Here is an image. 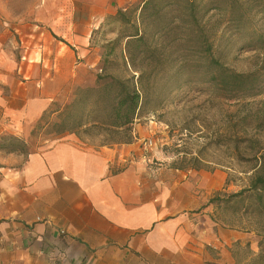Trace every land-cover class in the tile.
Returning <instances> with one entry per match:
<instances>
[{
    "label": "crops",
    "instance_id": "0c3cea01",
    "mask_svg": "<svg viewBox=\"0 0 264 264\" xmlns=\"http://www.w3.org/2000/svg\"><path fill=\"white\" fill-rule=\"evenodd\" d=\"M122 2L33 0L16 19L0 0V144H25L0 150V264H243L236 247L257 249L253 232L213 217L225 173L174 169L157 148L144 160L151 125L113 147L70 134L32 147L41 116L99 70L92 32Z\"/></svg>",
    "mask_w": 264,
    "mask_h": 264
},
{
    "label": "trees",
    "instance_id": "16d2710c",
    "mask_svg": "<svg viewBox=\"0 0 264 264\" xmlns=\"http://www.w3.org/2000/svg\"><path fill=\"white\" fill-rule=\"evenodd\" d=\"M211 12L243 39V48L264 53V0H140L107 19L120 29L102 47L99 72L76 87L64 104L54 103L31 135L70 134L98 148L113 147L132 142L133 125L168 104V90L193 88L227 102L264 95V60L253 72L237 73L214 56L210 37L220 26L209 28ZM117 46L122 49L117 51ZM112 60L120 61V72L110 70ZM199 70L201 79L193 80ZM160 75H167L163 82L157 80ZM24 147L10 137L0 144V150L10 153ZM253 160L246 185L235 193H215L209 205L229 210L232 220L254 233L258 252L247 264H264V149L257 150ZM172 167L201 169L175 163Z\"/></svg>",
    "mask_w": 264,
    "mask_h": 264
},
{
    "label": "rangeland",
    "instance_id": "374dc122",
    "mask_svg": "<svg viewBox=\"0 0 264 264\" xmlns=\"http://www.w3.org/2000/svg\"><path fill=\"white\" fill-rule=\"evenodd\" d=\"M120 1V0H119ZM122 8L136 7L140 0H121ZM33 0H12L9 6L13 18L28 17L33 6ZM120 3V2H119ZM118 9V10H119ZM109 17H107L108 19ZM102 22L98 30L92 32V38L102 52V47L118 36L120 26L113 22ZM209 28L215 27V35L210 37L213 41L214 56L227 68L237 73H249L257 69L264 60V53L249 51L243 48V39L235 32L229 30L222 22L219 14L211 12L207 18ZM212 33V32H211ZM122 46H117L120 51ZM101 61V60H100ZM110 70L120 72L122 66L119 60L111 61ZM96 72L90 71L91 74ZM192 76V75H190ZM167 75L157 76V80L164 81ZM188 76H185L186 79ZM190 78V77H188ZM201 79V71L193 80ZM172 90V87H171ZM168 104L156 114L144 115L137 121L140 125H151L154 133L151 136L152 145L146 146L144 160L160 150L172 163L186 168L198 167L207 173L222 172L226 175V193L238 192L246 185L254 164V153L264 149V95L240 99L236 101H219L210 98L207 94H198L195 90L184 88L182 90H168ZM64 103H60L62 105ZM50 136L41 134L31 135L32 147ZM154 148V149H153ZM153 149V151H151ZM152 160L151 166L162 163ZM215 220H228L233 225H240L232 220L231 213L213 210ZM231 224V225H232ZM238 259L247 264L249 259L258 252H252L249 247H236Z\"/></svg>",
    "mask_w": 264,
    "mask_h": 264
},
{
    "label": "built area",
    "instance_id": "2783aa9c",
    "mask_svg": "<svg viewBox=\"0 0 264 264\" xmlns=\"http://www.w3.org/2000/svg\"><path fill=\"white\" fill-rule=\"evenodd\" d=\"M22 60H24V59L22 58ZM145 145L150 147L152 145V143H151V141H147Z\"/></svg>",
    "mask_w": 264,
    "mask_h": 264
}]
</instances>
